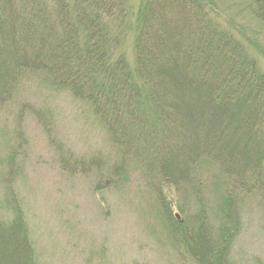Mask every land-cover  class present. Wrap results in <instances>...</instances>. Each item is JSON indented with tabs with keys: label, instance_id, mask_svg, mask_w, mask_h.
Returning <instances> with one entry per match:
<instances>
[{
	"label": "trees",
	"instance_id": "16d2710c",
	"mask_svg": "<svg viewBox=\"0 0 264 264\" xmlns=\"http://www.w3.org/2000/svg\"><path fill=\"white\" fill-rule=\"evenodd\" d=\"M247 9L264 28V0ZM219 11L145 0L131 28L128 0H0V108L22 82L82 103L117 173L137 171L165 209L173 188L186 264H233L242 211L264 202V75ZM132 29L133 69L118 53ZM0 209V264H38L11 187Z\"/></svg>",
	"mask_w": 264,
	"mask_h": 264
},
{
	"label": "rangeland",
	"instance_id": "374dc122",
	"mask_svg": "<svg viewBox=\"0 0 264 264\" xmlns=\"http://www.w3.org/2000/svg\"><path fill=\"white\" fill-rule=\"evenodd\" d=\"M144 1L128 0L131 28ZM213 1L264 75V28L250 17L251 0ZM134 36L118 49L131 69ZM81 104L22 82L0 108V199L11 187L38 264H186L169 234L184 218L173 188L163 191L165 209L137 171L117 173L108 135ZM241 220L233 264H264V202L246 203Z\"/></svg>",
	"mask_w": 264,
	"mask_h": 264
}]
</instances>
